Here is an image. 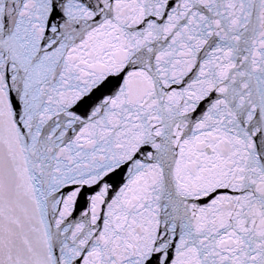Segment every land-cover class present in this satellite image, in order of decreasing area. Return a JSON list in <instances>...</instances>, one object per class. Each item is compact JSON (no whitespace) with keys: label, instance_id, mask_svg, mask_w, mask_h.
I'll list each match as a JSON object with an SVG mask.
<instances>
[{"label":"snow or ice","instance_id":"obj_1","mask_svg":"<svg viewBox=\"0 0 264 264\" xmlns=\"http://www.w3.org/2000/svg\"><path fill=\"white\" fill-rule=\"evenodd\" d=\"M0 264H264V0H0Z\"/></svg>","mask_w":264,"mask_h":264}]
</instances>
